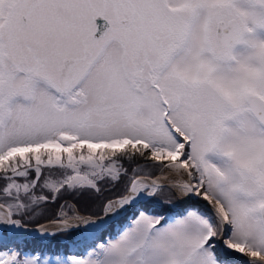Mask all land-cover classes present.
I'll return each instance as SVG.
<instances>
[{
  "label": "snow or ice",
  "instance_id": "6c2138e0",
  "mask_svg": "<svg viewBox=\"0 0 264 264\" xmlns=\"http://www.w3.org/2000/svg\"><path fill=\"white\" fill-rule=\"evenodd\" d=\"M0 264H264V0H0Z\"/></svg>",
  "mask_w": 264,
  "mask_h": 264
},
{
  "label": "trees",
  "instance_id": "16d2710c",
  "mask_svg": "<svg viewBox=\"0 0 264 264\" xmlns=\"http://www.w3.org/2000/svg\"><path fill=\"white\" fill-rule=\"evenodd\" d=\"M118 191H119V188L116 189V192H118ZM110 194H115V192H114V193H110ZM81 203H84V200H82ZM49 207L52 208V209L54 210V207H55V206H49ZM57 239H58V240H62V238H57ZM53 246L55 247V242H53Z\"/></svg>",
  "mask_w": 264,
  "mask_h": 264
},
{
  "label": "rangeland",
  "instance_id": "374dc122",
  "mask_svg": "<svg viewBox=\"0 0 264 264\" xmlns=\"http://www.w3.org/2000/svg\"><path fill=\"white\" fill-rule=\"evenodd\" d=\"M61 243H67V241H63V240H61Z\"/></svg>",
  "mask_w": 264,
  "mask_h": 264
}]
</instances>
